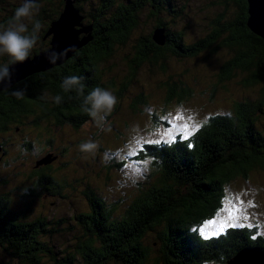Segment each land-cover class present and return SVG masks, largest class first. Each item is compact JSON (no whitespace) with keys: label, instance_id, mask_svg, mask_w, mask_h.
Segmentation results:
<instances>
[{"label":"trees","instance_id":"trees-1","mask_svg":"<svg viewBox=\"0 0 264 264\" xmlns=\"http://www.w3.org/2000/svg\"><path fill=\"white\" fill-rule=\"evenodd\" d=\"M24 2L20 0L14 6L13 19L17 8ZM93 2L96 3L94 8L88 9L90 30L78 35L82 37L88 34V38L69 56L43 69H29L27 74L7 87H0V154L7 152L9 139L4 137V131L12 125L29 123L32 127H39L43 123L38 131L45 128L46 133L52 127L58 128L63 124L80 127L92 118L89 114L92 103L87 98L96 87L112 92L117 101L110 114L104 110L106 129L118 128L113 118L123 99L132 113H146L150 123L156 122L155 104L137 76L144 64L149 72L163 74L158 77L156 85L162 95L157 106L177 105L187 102L193 93L185 75L201 76L202 71L201 67L194 71L184 68L181 73L172 74L166 71L168 59L200 58L204 65L213 66L217 63L219 51L225 49L228 58L221 62L214 80L206 85L205 94L212 102L216 91L226 90L227 85L232 88L239 86V94L224 112L219 108L214 113L206 111L195 130L186 138L157 139L152 130L151 140L146 141L152 143H142L138 149L142 148L143 152L134 157L149 159L151 171L147 173V180L137 178L139 171L129 176L121 175L111 169L115 164L104 161L100 167L104 169L102 176H97L98 169L93 177H86L90 171L78 176L72 171L74 161L69 162L66 153V138L53 142L52 137L39 139L33 133L25 134L17 145L26 152L27 159L18 161V154H7L9 158L7 162L4 161V166H12L11 172L16 171L11 163L19 162L22 171L21 178L6 185L7 192L0 191V251L11 249L24 252L21 260L30 264H43L42 260H45L36 252L37 243L35 246L31 242V230L22 225L32 226L35 220L33 227L39 226L46 215H42L41 211L24 215L23 209L12 211L8 208L11 190L20 189L25 201L33 197L32 187L36 177L39 196L58 193V189L59 194L66 197L71 192L86 195L94 194L93 187L99 189L108 199L105 203L99 199L103 214L107 217L118 208L119 202L124 203L118 220L111 221L107 227L103 225L102 233L98 234L102 242L109 243L110 247V252L102 256V264H226L238 250L250 247L258 248L264 258V233H258L254 226L250 229L245 226L224 228L216 239L200 235L203 223L215 215L220 205L218 197L224 185L237 179L247 181V178L264 183V39L246 26V0H220L225 9L229 5L232 8L226 15L223 11L216 14L210 26L188 42L183 41V29L170 30L174 21H163L154 9L145 13L152 18V28L148 34H141L138 31V14L144 6L141 0H82L76 3V8L85 10L86 5ZM33 3L36 7L40 3L39 11L31 19L21 21L24 25L30 23L33 29H40V38H36L39 43L44 35L48 37L43 39L47 41V50L50 48L48 29L62 12L64 0H59L56 9L48 7L46 0H33ZM148 6L151 8V5ZM183 9L181 5L179 11ZM170 12L168 10L167 14ZM230 13L232 17L227 21ZM21 21L13 22L8 27L16 24L19 28ZM159 29L163 30L162 42L154 38V33ZM21 35L30 38L27 31ZM46 50L32 48L27 58ZM6 58L4 55V60ZM71 77H76L77 82L69 83L65 91L64 82ZM245 88L253 90V97L245 94ZM57 96L60 97L59 101L56 100ZM259 118H262V123L257 126ZM75 149L70 154L71 158L77 157ZM47 153L52 158L36 164ZM115 163H124L123 169L128 166L124 160ZM111 171L117 177H112ZM55 179L59 182L56 183ZM5 180L2 179L0 185L6 184ZM136 181L139 183L134 187ZM177 181L181 186L176 185ZM55 184L60 186L54 188ZM132 188H135V194ZM128 189H131L133 196L124 195L130 193ZM114 199L118 201L112 202ZM78 200L83 202L80 196ZM27 204L31 206L33 203L29 201ZM6 214L8 217L4 218ZM84 215L85 212L80 210L78 217ZM28 216L35 219L26 220ZM194 227L198 235L195 237L190 232ZM104 228H107V232ZM146 231L153 233L149 241L150 247L154 248L151 257L141 242ZM10 234L25 239L18 241L10 238ZM38 242V250H49L47 241ZM96 249L93 240L87 239L81 242L78 253L83 262L91 259L95 264V260L99 259ZM61 256L66 259V264H74L72 262L78 258L72 251H66V257Z\"/></svg>","mask_w":264,"mask_h":264},{"label":"rangeland","instance_id":"rangeland-1","mask_svg":"<svg viewBox=\"0 0 264 264\" xmlns=\"http://www.w3.org/2000/svg\"><path fill=\"white\" fill-rule=\"evenodd\" d=\"M68 1L70 4L69 7L74 11H77V14L80 17V24L82 26L90 25L88 9H93L96 3L98 4V1H96V3L93 2L92 4H87V8L85 7V10L83 9L82 11L77 10L76 8V3L82 2V0H66V4ZM141 1L144 3L142 10L138 14V19L140 21V28L138 31L141 34H148L152 28V18L147 17L145 13L151 12L154 9L157 11L158 15L160 14V17L163 21L167 23L174 21L170 26V30L183 29V41L185 42L195 39L199 33H202L204 29L207 28V26L209 27L211 19L216 14L223 11V13L226 15L232 8V5H229L225 9L224 4L220 2V0ZM148 5H151V8ZM181 5L184 7L183 11H179ZM38 6H40V3H38L37 7ZM71 9H69L70 12ZM168 10L171 11L169 13L170 15L167 14ZM174 15H176V17H174ZM231 17L232 13L228 15L227 21ZM12 27L18 28L15 26ZM248 29L254 33L249 27ZM2 31H4V29H0V32ZM32 33L37 38L40 36V29H32ZM254 34L257 35L256 33ZM44 38L48 39L46 35H44ZM39 41L40 43L38 42V44H40L41 48H44L47 45V41L41 42V39H39ZM0 53H2V46H0ZM60 54L62 55L63 52ZM3 55L7 57L9 56L6 53H3ZM227 58V51L225 49H221L219 51V57H217V63L213 66L204 65L200 58L193 59L172 57L171 59H168L166 71L172 72V74L181 73L184 68L194 71L195 68L201 67L202 75H185L187 76L186 82L192 86L193 93L191 97H189L188 101L185 103H180L177 105L172 103L166 107L157 106L160 104L162 95L157 89L156 85L158 77H162L163 74L159 72L151 73L145 68V64L142 65L138 70L137 76L140 82L144 84L146 91H148L151 96L152 102L155 104L154 111L157 114V118L156 122L154 123H150L149 119H147L148 115L146 113H132V111L127 107V101L123 99L119 111L113 118L117 123V129L113 127L106 129L108 127L105 123L106 118L104 116L105 111L103 109L99 110L95 116L92 115L90 120L86 121L78 128H73L68 124H63L58 128L52 127V130L47 127L50 129V131L46 133L44 131L45 128L42 131H38V129L43 126V123H40L39 127H32V125L29 123L10 126L4 131V137L9 139L6 146L7 152L0 154V182L2 179L4 180V178L7 179L5 180L6 184L3 186L0 185V191H6V185H11L15 183L16 179L21 178L20 173L22 171V167L19 165V162L11 163L16 169V171L11 172L12 166H4V161L7 162V159L9 158L7 154L13 156L18 154V161H25L27 159L26 152L20 150L17 142L24 138L25 134L29 133H33L39 139L52 137L53 142L66 138V153L69 155V162L74 161L72 163V171L78 176L90 171L87 173L86 177H93L94 172L97 171V169L100 170L97 176H102L104 169H101L100 167H102V161H104L105 163L115 164L111 169L119 172L121 175L126 174L129 176L133 172L135 174V171H139L137 178L141 180H147L151 171L149 159L130 158L127 154L130 151H136L142 146V143L146 142L147 140H151V133L153 131L155 132L157 139L171 140L173 138H186L192 131L195 130L194 128L196 127V124L206 111H213L214 113L218 112L217 108L223 112L224 109H228L232 101L239 94V86L232 88L231 86L227 85L226 90L220 89L216 91L212 102L207 99L205 94L206 85L214 80L215 74L217 73L221 62ZM24 65L25 70L32 66L28 61H25ZM6 77L7 79L9 78L7 75L3 81L7 80ZM204 90L205 92L203 93L202 91ZM244 92L245 94H250L252 97L254 95L253 90L249 91L248 88H245ZM257 121V126L261 125L262 118H259ZM89 142L94 143L96 147L90 151H82L79 146L83 143ZM39 143L45 147L41 141H39ZM54 144L55 143H53V146ZM74 148H76L75 150L77 151V157L71 158L70 154L74 152ZM89 154H92V156H86ZM130 159H132V162L135 165L134 169L129 163L125 169L122 168V166L125 165L124 163H119L117 165L115 163V161L118 163L121 160H124L126 163V161L128 162ZM148 172L149 174H147ZM110 175L114 178L117 177V174L114 171H111ZM247 179V181H245L246 179H237L221 188V193L218 197V203L220 205L214 212L215 215L203 223L202 226L204 228L200 229L201 237L216 239V236L219 235L222 229L227 228V225L229 224H243L246 229H250L252 226H254L258 233H264V183L262 181H253L252 178ZM248 181L250 182L248 183ZM127 183L126 188L128 187ZM138 183L139 182L137 181L134 182V187ZM176 185L181 186V183L177 181ZM93 188L95 189V191H93L94 195L90 193L86 195L89 203L88 209H96L97 211H94V213L100 215L103 213V211H101V203L99 199L103 200L104 203L107 202L108 199L102 191L95 187ZM133 189L135 194V188H132V191ZM128 190L130 193L124 195L133 196L131 189ZM79 196H82L87 202L84 195H79L77 192L68 193V197H66V217H68L70 213L85 210L83 202L78 200ZM13 200L15 201V204H17V200ZM64 204L65 202L61 201L60 199L57 201L54 200L52 195H45L38 201L36 210L41 211L42 213L50 211L63 213L65 209ZM123 205L124 203L119 202L118 208L112 212V216L114 218L118 217ZM7 217L8 216L6 214L4 218ZM110 217H107L106 214L101 215V222L104 224V226L107 227L111 221L115 220L112 217L110 219ZM84 223L86 225V221L81 219L80 222H74L73 224H62L64 228L54 226L51 229H48L46 226L42 225L39 229L37 237L49 232L61 231L59 234L54 235L50 240L52 245H50L49 252L53 253L55 260L60 257L57 247L65 246L66 251L72 250L74 253H77L76 248L74 247L75 242L73 243V239L79 238V240H81L86 237L87 233L90 232L85 228ZM47 226L50 228V225ZM190 232L194 233V237L198 236L196 227L192 228ZM152 235V232L146 231L141 237V242L147 247V254L149 257H151L152 253L154 252V248L150 247L149 242L153 238ZM16 239L18 241H22L25 238H23V236L17 235ZM253 251L256 252L255 250ZM23 254L24 252L19 253L16 250L11 249H9V251H0V264H29L26 262L20 263V261H22L21 257ZM41 255L45 257V260H42L43 264H55L54 260L48 254L42 253Z\"/></svg>","mask_w":264,"mask_h":264},{"label":"flooded vegetation","instance_id":"flooded-vegetation-1","mask_svg":"<svg viewBox=\"0 0 264 264\" xmlns=\"http://www.w3.org/2000/svg\"><path fill=\"white\" fill-rule=\"evenodd\" d=\"M19 1L20 0H0V29H4L5 30L6 28H8L9 25H11L13 23L14 19L12 18V14L15 11V8H16L14 6L17 5V3ZM46 4L48 5V7L50 6V8H55L56 9L59 6V0H46ZM21 23H22V21L20 22V24ZM14 26L18 27V25H16V24H14ZM26 26H27V33H29V35H30L29 39H31V38L35 39V44H34L33 48H37L39 50H46V46L44 48H41L40 44H38V40L36 39V36L32 33L33 27L30 25V23L27 24ZM43 39L44 38L42 37L41 38V42H44ZM37 52H38V50H37ZM10 63H14L12 61V58L10 56H8L4 60V55H3V50H2V53H0V70L5 68ZM56 155L58 157V154H56ZM55 182L58 183L59 180L55 179ZM59 186H60L59 184H55L54 188H57ZM32 191L34 192L32 194L33 197H29V200L25 201L26 199H24L22 197V192H21L20 189L11 190L12 195L9 194V202H8L9 205H8V207H10L12 209V211L14 209H16V208H20V209H23L22 214H24V215L31 214L32 215V212L37 211L36 210V206L38 204V201L41 199V197L45 196V195L39 196V194L37 192L38 191V185H37L36 177H34V187H32ZM2 192H5V190L2 191ZM28 192H29V190H28ZM47 195H52L54 200H56V201L58 199H60L61 201H64L65 202V204H64V208H65L64 212L63 213H56L55 211H50V212L42 213V215H46V218H45L44 222H42V223H41V220L39 219L38 222L40 221L39 223H41V224H39V226H36V227H33L35 225V220H33V225L32 226L24 224L23 222H21V223H23V225H22L23 227L31 230L30 231L31 235H33L32 236L33 239H31V242H33L35 244V246H36V243H37V251L36 252L39 253V254L46 253L54 260L55 256H51V254L53 255V253L51 252V254H50L49 250H46V249H44L42 251L38 250V247L40 245V244H38L39 243L38 241H43V242L47 241L46 243L50 247V245H52V243L50 241L52 239V237L54 235L59 234L61 232V231L49 232V233H46V234H44V235H42L40 237H37L38 233H39V229H40V227L42 225L46 226L48 229H51L54 226L60 227V228H64L62 226V224H66V223L67 224H73L74 222H80L81 219H83V220L86 221V225L84 223L85 228L87 230H89L90 232L87 233L86 237L81 239V240H79V238H74L73 239V243L75 242L74 243V247L76 248V251H77V253H74V254L77 255L78 258L76 259V262L74 261L72 263H74V264H93L91 259H87L86 260L87 262H83L81 255L78 253V249H81V242H83V241H85L87 239H91V240H93L94 244L97 247L96 250H97L98 257H99V259L95 260L94 263L95 264H102V262H103V260H102L103 254H105L107 252H110L109 243H103L102 242V237L101 236L98 237V234L99 233L101 234L102 231H103V225L104 224L101 222V215L104 212L102 214H100V215L95 214L94 211H97V210L96 209L89 210L88 209V204L89 203L86 202L83 199L82 196H80V199H83V202H84V209L85 210H83V211L85 212V215L83 217H81V216L78 217L79 212H73V213H70L68 215V217H66V196L60 195L59 194V189H58V193L47 194ZM86 195H84V196L86 197ZM13 199L17 200V204H15V201ZM29 201H31L33 203L31 206H29L27 204V202H29ZM117 201L118 200L114 199L112 202H117ZM101 211H102V209H101ZM111 217L114 218L112 215H111ZM111 217H110V219H111ZM118 217L114 218V219L118 220ZM31 219H35V218L32 217V216H28L26 220H31ZM47 225H50V228ZM11 227L13 229V226H11ZM104 229L107 232V228H104ZM10 238L16 239V236L11 235ZM104 246H106L108 248L104 249L103 248ZM57 248L59 250L58 253L60 254V257L58 259H55L54 263L55 264H66V259H64L61 256V254H62L64 257H66V247L65 246H61V247H57ZM23 262H25V261H20V263H23ZM31 264H37V262L36 263H31Z\"/></svg>","mask_w":264,"mask_h":264},{"label":"water","instance_id":"water-1","mask_svg":"<svg viewBox=\"0 0 264 264\" xmlns=\"http://www.w3.org/2000/svg\"><path fill=\"white\" fill-rule=\"evenodd\" d=\"M246 2L248 12L246 24L254 33L264 39V0H246ZM69 5V1L66 4V0H64L62 12L59 14L58 19L51 23L50 28L48 29V34H50V48L46 51L38 53L36 56L26 58L25 61L30 62V64L33 66L26 69L27 71L24 69L25 61L22 63L19 61L10 63L5 68L1 69L0 76H3V79H0L1 88L7 87L13 81L19 79V77L21 78L24 74H27L26 72L32 69H43L46 66L56 63L62 57L64 58L69 56L76 47H78L88 38V34L82 37H79L78 35L81 32L88 33L90 30V25L82 26L79 22L80 17L77 14V11L75 10V13V11L71 9ZM69 9H71V12ZM154 38L155 40L162 42L164 40L163 30H157L154 33ZM61 52H63L62 55L60 54ZM5 69H7V75L9 78L7 79L6 77L7 80L3 81L5 76H7L4 75ZM50 158L52 157L49 153H47L38 159L36 164H40L41 162H44ZM253 250L262 253L256 247L250 249H240L226 261V264H228L230 259H236L241 255L246 258H255V262L264 260L262 256L257 258Z\"/></svg>","mask_w":264,"mask_h":264},{"label":"clouds","instance_id":"clouds-1","mask_svg":"<svg viewBox=\"0 0 264 264\" xmlns=\"http://www.w3.org/2000/svg\"><path fill=\"white\" fill-rule=\"evenodd\" d=\"M38 7L35 6L33 0H25L24 4L17 8L13 22L21 21L22 19H31L35 12H38ZM36 26L40 25L37 22ZM27 31V26L21 23L19 28L8 27L4 31L0 32V46H2L3 53H6L12 58L13 62H22L28 56L35 44V39H29L21 33ZM4 75H7V69L4 70ZM3 79V76H0ZM77 78L71 77L70 80H65L64 86L67 91V85L69 83H76ZM60 97L57 96L56 100L59 101ZM92 103V111L90 115L95 116L99 110H106L107 114H110L114 105L116 104V97L112 92L102 89L100 87L94 88L87 98ZM82 151L93 150L96 145L94 143H83L80 146ZM250 249V248H249Z\"/></svg>","mask_w":264,"mask_h":264},{"label":"bare ground","instance_id":"bare-ground-1","mask_svg":"<svg viewBox=\"0 0 264 264\" xmlns=\"http://www.w3.org/2000/svg\"><path fill=\"white\" fill-rule=\"evenodd\" d=\"M255 256H257L258 258L259 256H262V254L259 252H255ZM228 264H264V260L255 262V258H246L241 255L236 259H230Z\"/></svg>","mask_w":264,"mask_h":264},{"label":"snow or ice","instance_id":"snow-or-ice-1","mask_svg":"<svg viewBox=\"0 0 264 264\" xmlns=\"http://www.w3.org/2000/svg\"><path fill=\"white\" fill-rule=\"evenodd\" d=\"M146 143H149V144H150V143H152V142H151V141H148V142H146ZM142 152H143V149L141 148V149H138V150H136V151H130L127 155H128L130 158H134V157L140 155ZM128 163H129L130 165H132V166H133V169H134L135 165L133 164L132 159H130V160L128 161ZM227 227H228V228H235V227L243 228L244 225H243V224H239V225H237V224H229V225H227ZM222 231H223V229H222Z\"/></svg>","mask_w":264,"mask_h":264}]
</instances>
